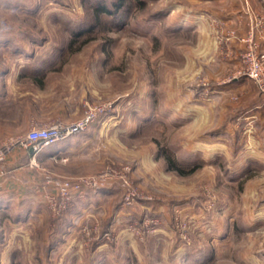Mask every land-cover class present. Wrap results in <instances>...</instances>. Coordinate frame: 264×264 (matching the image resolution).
Returning a JSON list of instances; mask_svg holds the SVG:
<instances>
[{
  "label": "rangeland",
  "instance_id": "374dc122",
  "mask_svg": "<svg viewBox=\"0 0 264 264\" xmlns=\"http://www.w3.org/2000/svg\"><path fill=\"white\" fill-rule=\"evenodd\" d=\"M117 1L0 3L1 28L15 38L0 48V69L19 79L0 77V148L12 145L17 157L0 182L20 194L0 210V264H264V94L244 62L251 44L264 51V0H126L115 15L97 12ZM47 60L42 87L20 81L25 63ZM88 116L72 136L87 137V147L70 169L42 161L44 149L28 161L16 145L33 125ZM162 147L199 168L168 171ZM20 164L45 188L110 168L136 196L124 205L117 182V196L94 205L93 220L71 236L48 204L54 187L37 199L33 187L21 191Z\"/></svg>",
  "mask_w": 264,
  "mask_h": 264
},
{
  "label": "built area",
  "instance_id": "2783aa9c",
  "mask_svg": "<svg viewBox=\"0 0 264 264\" xmlns=\"http://www.w3.org/2000/svg\"><path fill=\"white\" fill-rule=\"evenodd\" d=\"M246 50L248 51L244 53V62L247 64L245 74L255 81L264 94V51L262 54H258V45L255 43L251 44L249 49ZM89 120L90 117L88 116L74 124L57 121L46 126L33 125L28 133L16 142V145L33 149V157L30 161L34 163L36 156L46 147L55 145L84 131ZM11 146L4 145L0 148V178L5 174V163L11 154ZM117 182L120 183V188L123 191L124 205H132L136 196L135 191L122 174L114 172L110 168L94 175H81L76 178L58 177L52 180L51 183V186L55 189V196L49 197L47 195L46 198L55 217H60L66 215L71 205H74L76 196L84 197L86 193L97 194L101 190L113 187ZM153 223H155L153 220L144 222V229H150ZM105 238L108 239L109 235H106Z\"/></svg>",
  "mask_w": 264,
  "mask_h": 264
},
{
  "label": "crops",
  "instance_id": "0c3cea01",
  "mask_svg": "<svg viewBox=\"0 0 264 264\" xmlns=\"http://www.w3.org/2000/svg\"><path fill=\"white\" fill-rule=\"evenodd\" d=\"M8 1L11 2V1H15V0H8ZM2 2H3V0H0V3H2ZM228 18L230 21H237V22L239 21V23H241V20H239L238 18H236L234 16L228 17ZM8 31H9L8 28L3 27V26L0 29V48H4V45H6V46L11 45L15 40V38L13 36L9 35ZM20 54H24L25 56L30 55V57H32V58L35 56L34 53L32 54V53H28V52H21ZM51 62L52 61L47 60V62H42V63L36 64V66H30V67L27 66V63H25V65L22 66V68H20V72H21V73H19L20 81L30 80V81L35 82L37 85L42 87L43 83H44V79L47 78L50 70H52L51 65H53V64ZM9 73H10V71H7V70L5 71V70L0 69V77H3V80H5L4 79L5 75H8ZM13 73L14 72H11L9 74L10 77H14V79L12 78L14 81L19 80L17 74H15L13 76ZM4 86H5V84H4ZM61 118H66V116H61ZM86 139H87V137H85V136H75V137H71L69 139H66L64 141H60V142H58L55 145H52L50 147H46L44 149V151L41 153L40 159L42 161L61 159L60 165L64 166V165L69 164V167H67V168L70 169L71 166L76 163V161H75L76 155H79V154L85 152V148L87 147V144H88V141L86 142ZM12 154L9 157L8 164L12 163V161L16 162V160H17L16 155H12ZM26 155L29 156L28 161H30L31 158L33 157V153L31 152V149H28V152L26 153ZM20 165H22V164H20ZM22 166H25L26 175H25L24 179L26 180V182L23 184H19L21 186L20 187L21 191H26V193H27V189L33 187L34 193L36 195L35 194L34 195L31 194V195L33 196V198L37 199L40 196L42 197L43 192H45L47 189H51V190L53 189L52 187L45 188L43 185H41V183H38V181L36 180V177L33 175V171L27 169L28 168L27 164L22 165ZM65 170H67V169H65ZM57 172L58 173H61V172L65 173L64 170L62 171L60 169H58ZM71 172L72 171H69L68 174ZM58 173L56 175H61ZM62 175H66V174H62ZM27 180H30V181H27ZM2 182H0V210L5 211V209H6L4 214H7L8 213L7 210H10L11 207L15 205V203H16L15 201H17L20 194H16V196L10 194V191L12 188L11 184L6 180L2 181ZM19 193H20V191H19ZM39 194H40V196H39ZM116 194H117V189L114 187H110L108 189L101 190L97 194L86 193V195L84 197H80V196L75 195L76 197H75L74 207L68 216V219L70 221V224L68 225L69 226V228H68L69 234L71 236L76 235V230L78 229L77 226H79L77 224L82 223L84 221L87 222L88 220H90V221L93 220L95 213H96L95 212L96 209L93 208L94 205L96 206L97 204L100 205L102 203H106L111 198H114L115 196H117ZM20 200H23V199H20ZM124 214H125L124 210L122 208H120L114 216L115 219L113 220V222H115V220H116V222L112 225L113 226L115 225V228H112L111 230H114L113 231L114 235L118 234V237L119 236L121 237V234L123 233V231L121 232V225H120L121 224V220H120L121 218L120 217L123 216ZM75 221H77V222H75ZM116 226H118V227H116ZM58 246H59V244H56L55 247H58ZM106 246L107 245L104 243H101V245H99V247H106Z\"/></svg>",
  "mask_w": 264,
  "mask_h": 264
},
{
  "label": "trees",
  "instance_id": "16d2710c",
  "mask_svg": "<svg viewBox=\"0 0 264 264\" xmlns=\"http://www.w3.org/2000/svg\"><path fill=\"white\" fill-rule=\"evenodd\" d=\"M125 2H126V0H118L115 3V7H116L115 11H111L110 9L106 8L105 6H102V7L100 6V7H97V10H98L97 12L100 13V14L102 12V13H107V14H110V15H115V14L118 13V11L120 9H122L124 7ZM139 2H140V4L142 3V1H139ZM79 34L80 33H78L77 35L79 36ZM161 156L165 160L166 169L168 171L175 172L176 174L181 175V176H185V175L191 174L196 169L199 168V166H193L190 169H186L185 166L176 159L175 154L167 147H162ZM58 219H59L60 222L65 221L66 225L70 224L68 216H62L60 218L58 217Z\"/></svg>",
  "mask_w": 264,
  "mask_h": 264
},
{
  "label": "water",
  "instance_id": "95a60500",
  "mask_svg": "<svg viewBox=\"0 0 264 264\" xmlns=\"http://www.w3.org/2000/svg\"><path fill=\"white\" fill-rule=\"evenodd\" d=\"M31 152L33 153V149H31Z\"/></svg>",
  "mask_w": 264,
  "mask_h": 264
}]
</instances>
